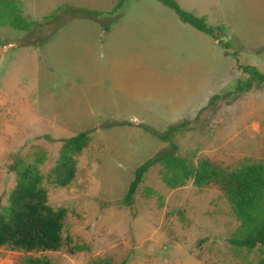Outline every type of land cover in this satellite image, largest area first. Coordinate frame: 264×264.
<instances>
[{
	"label": "rangeland",
	"instance_id": "rangeland-1",
	"mask_svg": "<svg viewBox=\"0 0 264 264\" xmlns=\"http://www.w3.org/2000/svg\"><path fill=\"white\" fill-rule=\"evenodd\" d=\"M117 1L21 0L23 11L37 24L54 15L69 22L61 28L46 27L42 33L37 28L39 36L29 42L40 45L34 47L38 56L35 60L17 58L7 71L13 48L5 47L0 103L8 105L4 111L14 123L0 120V208L15 186V175L9 171L13 157L19 155L32 163L42 153L43 163L38 167L45 177L49 205L65 209L67 215L58 251L25 253L1 248L0 257L7 264H29L30 259L48 264H93L97 260L107 264H256L264 249L247 251L229 243L238 235L240 223L215 186L197 189L190 181L172 190L160 179L161 167L155 166L145 175L131 207L117 203L126 195L136 169L172 143L177 144L180 156L194 164L208 159L227 170L246 163L264 165V82L252 80L249 90L225 96L250 80L237 61L264 75V0H177L182 9L206 18L211 27L226 29L222 41L228 43V53L213 38L194 30L201 42L198 53L191 55L187 47L171 44L162 38V30L154 29L147 39L152 43L150 50L130 61L138 72V86L145 82L154 91L151 109L138 111L143 121L158 133L189 121L188 129L172 142L138 126L104 129L118 120L114 111L98 109L95 100L81 96L82 35L97 39L107 63L109 32L104 33L103 27L111 29L129 8H146L139 11L144 12L141 21L146 23L174 19L184 26L173 10L157 0H132L124 13L114 12ZM67 9L99 15H72ZM0 33L7 38L0 45L17 38L14 50L27 41V33L9 26H3ZM192 69L200 76V100L190 110L191 117L165 115L161 92L169 74L163 71ZM214 97L216 101L210 104ZM86 131L93 132L91 142L77 158L74 181L66 188H56L48 175L59 158V140Z\"/></svg>",
	"mask_w": 264,
	"mask_h": 264
},
{
	"label": "trees",
	"instance_id": "trees-1",
	"mask_svg": "<svg viewBox=\"0 0 264 264\" xmlns=\"http://www.w3.org/2000/svg\"><path fill=\"white\" fill-rule=\"evenodd\" d=\"M132 0H118L114 12H122ZM162 5L173 10L179 20L205 33L218 41L222 49L228 53L229 45L222 38L226 35L223 27H211L206 18L199 17L193 12L182 9L177 0H157ZM71 14L82 13L90 17H98V13L81 9H67ZM58 11H63L58 9ZM66 13V12H65ZM124 13V12H123ZM121 14V16L123 15ZM68 20L54 15L45 19L43 24H37L23 14L21 0H0V26H9L15 30L26 32L27 41L18 45L23 47H40L29 40L39 35L36 29L57 25L64 27ZM41 28V29H40ZM104 33L109 32L110 26H104ZM36 36V37H35ZM3 44L2 41H0ZM45 43V42H44ZM264 52V49L262 50ZM233 55L237 56V53ZM237 66L243 73L249 75L250 80L239 84L234 91L225 94L226 97L234 93L249 90L253 81L264 82V75L254 66ZM217 97L212 98L211 103ZM188 121L171 125L165 133H158L147 124L137 125L145 132L158 137L165 142H172L174 137L188 129ZM134 126L127 121L116 120L103 126L104 129ZM92 131L82 132L70 138L59 140V158L51 169L48 179L56 188H66L75 179L77 173V158L91 142ZM45 139L52 141L50 136ZM43 163V154H37L32 163L19 155H15L9 166V171L15 175V186L11 191L8 202L0 208V249L25 253L55 252L62 245V230L67 211L63 208L54 209L49 205L48 192L44 187L45 177L39 169ZM155 166H160V179L169 189L175 190L192 182L197 189L208 186L217 187L229 202L234 217L240 223L237 236L229 239V243L247 251L264 249V165L246 163L234 170H227L214 165L208 159H201L196 164L178 154V146L172 143L169 148L159 152L154 157L141 164L135 171L124 198L117 204L131 207L138 187L143 183L145 175ZM29 264H48L41 259H30ZM93 264H107L97 260ZM256 264H264V254Z\"/></svg>",
	"mask_w": 264,
	"mask_h": 264
},
{
	"label": "crops",
	"instance_id": "crops-1",
	"mask_svg": "<svg viewBox=\"0 0 264 264\" xmlns=\"http://www.w3.org/2000/svg\"><path fill=\"white\" fill-rule=\"evenodd\" d=\"M145 9L129 8L124 18L111 27L105 43L108 49L107 63L104 49L96 45V42L98 45L99 43L93 35L90 37L84 34L80 39L83 49L81 69L82 98L84 100H95L98 109H110L114 111L113 115L118 120L127 121L128 124L134 126L150 124L143 121V114L138 113V111L151 109L149 105L154 101V91L145 82L141 83V87L138 86L135 81V76H137L138 72L132 69L130 61L133 62L138 55H146L144 53L150 50L152 43L148 42L147 39L151 38L152 30H162V38L164 40L180 47H187L191 55H194L195 51L198 53L201 42V36L195 33V28L182 23L184 24L183 26L174 19L171 22L159 23L141 21V15L144 12L139 11ZM148 9L151 10L153 8ZM160 12L163 14V11ZM23 14L29 17L24 11ZM1 28L3 26H0V30ZM23 35L26 36V32H23ZM154 36H157V34H154ZM6 39L0 33V41H5ZM16 39L12 38L8 43L0 45V65L5 47L10 46V48H13L11 49L12 56L5 65L6 71L11 68L17 58L28 56L35 60L38 56V50L32 46L14 50L16 48ZM74 39L78 42V38ZM213 40L215 39L213 38ZM214 44L220 46L217 40L214 41ZM99 49H101L100 56ZM90 57L91 61H89ZM117 57L125 59V63L117 61ZM163 73L165 75L169 74L165 82L166 88L161 92L166 102V105L162 107L165 110V115L185 119L190 118V110L194 109L195 104L199 103L200 100L199 74L193 69L187 72L171 71L167 73L163 71ZM3 104L0 103V120L4 119L8 122L10 121L11 124L14 123L9 118L8 112L4 111L8 105ZM0 264H7L6 260L0 257Z\"/></svg>",
	"mask_w": 264,
	"mask_h": 264
}]
</instances>
